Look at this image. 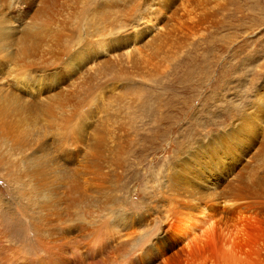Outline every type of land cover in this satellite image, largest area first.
Wrapping results in <instances>:
<instances>
[{
    "label": "rangeland",
    "instance_id": "1",
    "mask_svg": "<svg viewBox=\"0 0 264 264\" xmlns=\"http://www.w3.org/2000/svg\"><path fill=\"white\" fill-rule=\"evenodd\" d=\"M8 1L0 3V16L15 12L20 22L29 9V17L43 9L50 18L46 31L60 41L40 43L24 61L27 71L11 58L0 62L1 95L22 89L27 93L18 95L19 105L55 107V118H39L31 127L23 155L0 143V264H44L37 235L45 238V227L77 237L80 251L93 252L90 262L110 257L109 264H127L126 256L149 243L153 256L146 259L140 249L135 264H182L167 239L180 243L170 231L178 220L174 213L225 200L233 210L247 206L243 201L258 204L251 217L264 236V0H11L12 8ZM197 17H204L201 23ZM16 51L14 42L3 45L0 57ZM56 92L65 93L64 103ZM36 156L61 165L52 164L37 184L72 191L63 176L74 173L76 190L93 201L89 212L80 205L71 209L75 224L45 225L49 211L38 210L32 195L37 184L24 177ZM124 214L130 223L118 227ZM158 233L166 240L151 244ZM226 249L233 264H264L251 247ZM77 256L71 264H82Z\"/></svg>",
    "mask_w": 264,
    "mask_h": 264
},
{
    "label": "bare ground",
    "instance_id": "2",
    "mask_svg": "<svg viewBox=\"0 0 264 264\" xmlns=\"http://www.w3.org/2000/svg\"><path fill=\"white\" fill-rule=\"evenodd\" d=\"M6 0H0V3L5 2ZM11 1V0H10ZM9 2L8 7H10L11 2ZM19 0H17V4L19 5L20 3H18ZM7 2V3H8ZM20 2V1H19ZM41 2V1H40ZM44 2V1H43ZM85 2V1H84ZM88 2V0H87ZM48 3V2H47ZM44 4V3H43ZM88 4V3H87ZM111 4V3H110ZM6 5V4H5ZM13 5V4H12ZM45 5V4H44ZM49 5V4H48ZM51 5V3H50ZM56 6V5H55ZM0 7H3L2 5ZM17 7V5H16ZM47 7V6H46ZM52 7V5H51ZM86 7V6H85ZM93 7V6H92ZM12 8V6L10 7ZM1 9V8H0ZM5 9V8H4ZM52 9V8H51ZM3 10V9H2ZM7 10V9H6ZM15 10V9H14ZM19 10H21V12H23L25 9H23L22 7L18 9L17 12H20ZM43 9H41L42 11ZM53 10V9H52ZM41 11L35 13L33 16L29 17V13H30V9L26 12L23 13V15L19 18L20 22L17 20H14L13 15L15 14V12L13 13V15L10 12L4 13L2 16H0V48H2V46H7L10 43L14 42L16 47H17V51L13 56H4L0 57V62L2 61H6L9 62L10 58L11 60H13V62H17V63H21L23 66L20 65L21 70L24 72L26 69V67H24V61L30 57L29 54L35 50L38 45L40 43H42L44 40H46L47 38L53 40L54 42L57 44L60 39H59V35H52L50 33H48V31H46V27L50 22V18L41 13ZM44 11V10H43ZM93 11V10H92ZM95 11H97L95 9ZM94 11V12H95ZM1 12V11H0ZM6 12V11H5ZM83 12V11H82ZM198 13V12H197ZM2 14V13H1ZM0 14V15H1ZM57 15V14H56ZM71 15V14H70ZM93 15V14H92ZM202 16V15H201ZM204 16V15H203ZM207 17V16H205ZM17 18V17H15ZM60 18V17H59ZM189 18V17H188ZM198 18H204V17H197ZM202 19H198L200 20V23L202 21ZM62 20V19H61ZM64 20V19H63ZM197 20V21H198ZM206 21V20H205ZM196 23V20L194 21ZM194 22H191L194 23ZM17 25L15 26L14 25ZM194 23V24H195ZM208 23V22H207ZM19 25V26H18ZM61 25V24H60ZM186 25V24H185ZM190 25V24H189ZM196 25V24H195ZM199 25V24H198ZM197 25V26H198ZM65 26V25H64ZM184 26V25H183ZM182 26V27H183ZM194 26V25H193ZM55 27V26H54ZM189 27V26H187ZM181 28V27H180ZM199 28V27H197ZM196 28V29H197ZM54 29V28H53ZM57 29V27H56ZM63 29V28H62ZM59 30V29H58ZM186 30V28H185ZM53 31V30H52ZM182 31V30H181ZM184 31V30H183ZM190 32V31H189ZM180 33V32H179ZM94 38V37H93ZM102 40V39H101ZM99 41V40H98ZM87 42V41H86ZM93 42V41H92ZM97 42V41H96ZM95 42V43H96ZM94 43V42H93ZM90 45V44H89ZM97 45V44H96ZM92 46V45H91ZM94 46V45H93ZM127 46V45H126ZM126 46H123L124 48ZM41 47V46H39ZM68 48V47H67ZM49 49V48H48ZM117 48L114 47L111 50H116ZM120 50V49H119ZM111 52V51H110ZM109 52H106L105 55H108ZM72 54V53H70ZM11 55V54H10ZM2 56V54H1ZM71 56V55H70ZM99 56H103V55H97L95 57V60L97 61V58ZM69 58V57H68ZM30 59V58H29ZM28 62V61H27ZM31 62V60H30ZM88 63L92 64L94 63V60H90L88 61ZM15 64V63H14ZM30 64V63H29ZM89 64V65H90ZM26 65V64H25ZM82 65V64H81ZM81 65H79L77 68H81ZM28 66V65H27ZM30 66V65H29ZM17 68V67H16ZM32 68V67H31ZM25 69V70H24ZM87 69V68H85ZM98 69V67L96 68H90L88 69V71H94ZM31 70V69H29ZM102 70V69H101ZM27 71V70H26ZM105 71V70H104ZM19 73V72H17ZM16 73V74H17ZM26 73V72H25ZM29 73V71H28ZM28 73H26L25 75L27 76ZM15 74V75H16ZM76 74V73H75ZM103 74V73H102ZM18 75V74H17ZM21 76V73L19 74ZM18 75V77H19ZM100 75V74H99ZM98 75V76H99ZM24 77V76H23ZM101 77V76H100ZM19 79V78H18ZM21 79V77H20ZM26 79V78H25ZM42 79V78H41ZM91 79V78H90ZM23 80V79H22ZM89 80V79H88ZM1 81V80H0ZM3 81V80H2ZM96 81V80H95ZM101 81V80H100ZM108 81V80H107ZM106 81V82H107ZM15 82V81H14ZM98 82V81H97ZM16 83V82H15ZM14 83V86H15ZM109 83V81L107 82V84ZM11 84V83H10ZM96 84V83H95ZM105 84V83H104ZM13 85V83H12ZM18 85V84H17ZM21 85V84H20ZM1 86V85H0ZM10 86V85H9ZM69 86V85H68ZM84 86V85H83ZM94 86V85H93ZM104 86V85H102ZM8 87V86H7ZM11 87V86H10ZM13 87V86H12ZM16 87V86H15ZM2 88V86H1ZM0 91L3 92V88ZM13 89V88H11ZM91 89V88H90ZM100 89V88H99ZM14 90V89H13ZM87 90V89H86ZM89 90V87H88ZM87 90V91H88ZM98 90V89H95ZM40 91V90H39ZM93 91V90H91ZM6 95H1L0 94V143H2L3 145H7L8 148L13 151L15 154H19V156L24 154V150L27 147L28 143V139L26 135L29 134V136L32 134V130L33 128H31L35 122H37L40 118L45 119V118H51L54 115V111L53 109L55 107H53L52 104L50 103H41L38 104L37 106L35 105L34 107L37 108V110H33L34 108L31 109V107H29L28 105H19L18 104V95H22L23 93H27L26 91L23 92L22 89H17V92H12L7 90V88L5 89ZM54 92V91H53ZM83 92H85L83 90ZM94 92V91H93ZM30 93V92H29ZM42 93H44V91H40V92H36V94H40L42 95ZM56 98L55 99H59V102L61 104L62 102V96H65L63 94V92H56ZM81 94V93H80ZM79 94V95H80ZM87 94V92H86ZM85 94V95H86ZM31 97H33L34 99L36 98V96L32 95L31 93L29 94ZM39 95V96H40ZM25 96V95H24ZM74 98V97H73ZM23 99V98H22ZM77 99V98H75ZM74 100V99H73ZM21 101V100H20ZM47 101V100H46ZM54 101V99L52 100ZM71 102V99H70ZM76 102V101H75ZM30 103V102H29ZM64 103V102H62ZM72 103V102H71ZM82 103V102H80ZM18 104V105H17ZM22 104V103H21ZM36 104V103H34ZM57 104V103H56ZM59 104V105H60ZM262 104V103H261ZM30 105V104H29ZM31 106V105H30ZM82 106V105H80ZM67 107V106H66ZM82 109V107H81ZM59 113V112H57ZM87 114V113H86ZM63 115V114H62ZM74 115V114H73ZM21 116H29V117H25L22 118ZM56 116V115H55ZM58 117L60 116L59 114L57 115ZM56 116V117H57ZM65 116V115H64ZM75 116V115H74ZM73 116V117H74ZM66 117V116H65ZM80 117V116H79ZM84 117V116H83ZM55 118V117H53ZM61 119V117H59ZM69 118V117H68ZM82 118V117H81ZM78 119V117H77ZM48 120V119H47ZM69 120V119H68ZM46 121V120H45ZM56 121V119H55ZM81 121V120H80ZM54 122V121H53ZM57 122V121H56ZM55 122V123H56ZM76 122V121H74ZM70 123V122H69ZM72 123V122H71ZM37 124V123H36ZM35 124V125H36ZM45 124V122H44ZM63 124V123H62ZM54 125V123H53ZM56 125V124H55ZM62 126V125H61ZM69 126V125H68ZM54 127V126H53ZM35 128V127H34ZM43 128V127H42ZM47 128V126H46ZM44 129V128H43ZM41 129V130H43ZM61 129V128H60ZM65 129H67L65 127ZM46 130V129H45ZM55 130V129H54ZM49 131V130H48ZM64 131V130H63ZM43 132V131H40ZM56 135H57V131ZM59 132V131H58ZM61 132V131H60ZM34 133V132H33ZM46 133V132H45ZM44 133V134H45ZM40 134V133H39ZM42 134V135H44ZM25 136V137H24ZM67 136V135H66ZM31 137V136H30ZM64 137V136H63ZM68 137V136H67ZM39 138V136H38ZM36 139V137H35ZM58 139V137H57ZM69 139V137H68ZM71 139V138H70ZM75 139V138H73ZM39 140V139H38ZM58 140H60L59 144H61V139L59 138ZM63 140V139H62ZM40 141V140H39ZM64 141V140H63ZM66 142V141H65ZM69 142V141H68ZM38 143V141H37ZM74 143V142H73ZM58 144V145H59ZM71 144V142H70ZM75 144V143H74ZM62 145V144H61ZM60 145V146H61ZM69 145V144H67ZM71 146V145H70ZM73 146V145H72ZM76 146V145H74ZM3 147V146H2ZM36 147L37 144H36ZM62 147V146H61ZM60 147V149H61ZM63 148L64 145H63ZM76 148V147H75ZM41 149H43L41 147ZM45 149V148H44ZM72 149V148H70ZM74 149V148H73ZM65 150V149H62ZM67 150V148H66ZM69 150V149H68ZM78 150V149H77ZM70 151V150H69ZM72 151V150H71ZM75 151V150H74ZM60 152V151H59ZM58 152V154H59ZM64 153V152H63ZM21 154V155H20ZM27 155V154H26ZM61 155V153H60ZM18 156V155H17ZM31 156V155H30ZM47 154H46V158H47ZM37 157V156H36ZM42 158V157H41ZM39 159V157H37V159L32 158V166L27 168V170H25V176L24 177H29L30 180L32 181L33 184H37L40 179L42 177H44L46 175V171L47 168H49L52 164H53V168L56 169V165L58 166V168H60L61 165H59V163L57 162H50L48 163L46 160L49 161L50 157L48 159L42 160ZM56 158V157H55ZM19 159V158H18ZM23 158L21 157V160ZM29 159V158H28ZM25 160V159H23ZM61 160V159H60ZM31 161V160H30ZM22 162V161H21ZM25 163V162H24ZM63 164V163H61ZM30 166V165H28ZM25 167V166H24ZM66 167V165H65ZM56 171V170H55ZM61 171V169H60ZM78 171V170H77ZM76 171V172H77ZM64 179L66 180V185L68 187H70V189H73L72 191H66V192H54V191H50V190H45L43 185L44 184H37L36 187L33 188L34 191H32V195H34V198H36L37 200V208L38 210H47L49 211L48 216L50 218H46L43 219L45 225H48L49 227L52 226V222L53 221H57V223H70L73 221H70L71 219L77 218V215H75L76 217L72 218L71 216V209H73L74 207L80 205L81 208L85 209V211L87 210L89 212V208L93 201H84L83 199V192H79L76 190L75 188V174L70 173V175L67 174V176H63ZM59 179V178H58ZM67 182H70L72 185L70 186V183L68 185ZM93 193V192H92ZM97 194H99V196L101 195L100 193L96 192ZM96 193H94L96 195ZM93 194V195H94ZM85 196V195H84ZM87 196V195H86ZM98 195H96L97 197ZM101 197V196H100ZM191 197V195H190ZM196 197V196H195ZM194 197V199H195ZM198 197V196H197ZM196 197V198H197ZM88 198V196H87ZM192 198V197H191ZM33 199V197H32ZM100 199V198H99ZM242 198H239V200ZM29 200V199H28ZM35 200V201H36ZM196 200V199H195ZM34 201V200H33ZM67 202L66 205H64V202ZM190 200H188L189 202ZM201 201V200H200ZM243 201V200H240ZM1 202V200H0ZM31 202V201H30ZM193 202V201H192ZM244 204H246L247 206H243L242 210L240 209H231L232 208V204L229 203V201H222L217 202V203H211L210 205L207 204H202L200 206H192L190 207L189 205H187L186 207L183 206L185 204H181L182 207H185L187 210H179L177 212H175L174 214L175 219H178L174 224L173 227L170 231L172 232V235L175 236L176 238L178 237V240L180 241L179 245L177 244V240L173 241L171 239H173L174 237H170L167 238L169 240V242L171 243V246H173L172 248L176 249V253L175 256L177 255L181 260H182V264H233V259L232 257L234 255L228 253V249L226 248H230L233 247L235 245H241L242 246H246V247H251V251L253 256H255L256 258L260 259L261 262L264 261V236L261 235H257V233L255 232V229H258V226L256 225V220L255 218H252L251 215H254L255 211L257 209L260 208V206L258 204H249L246 203L245 201H243ZM183 203V202H182ZM186 203V202H185ZM191 203V202H189ZM34 203H32L33 205ZM219 204H221L222 206H219ZM243 204V205H244ZM32 205L30 204V206L32 207ZM180 205V204H179ZM105 208V209H103ZM107 208H109V205L106 204H102L101 209L106 210ZM111 208V207H110ZM82 209V210H83ZM119 209V208H118ZM125 209V208H124ZM184 209V208H183ZM116 210V209H115ZM127 210V209H126ZM35 211V209H34ZM33 211V212H34ZM120 211V210H117ZM19 212V211H18ZM92 212V211H90ZM115 211H113L114 213ZM122 212V211H121ZM120 212V213H121ZM124 212L126 213V211L124 210ZM17 213V212H16ZM48 213V212H47ZM87 213V212H86ZM118 213V212H117ZM129 213V212H128ZM251 213V214H250ZM25 214V213H24ZM26 214H28L26 212ZM25 214V215H26ZM30 214V213H29ZM36 214V212H35ZM42 214H45L42 212ZM73 214V213H72ZM79 214V213H78ZM91 215L93 213H90ZM116 214V213H115ZM246 214H250V215H246ZM18 215V213H17ZM87 215V214H86ZM107 215V214H104ZM111 215V214H110ZM117 215H122L121 214H117ZM5 216V215H4ZM12 216V215H11ZM14 216V215H13ZM20 216V215H19ZM27 216V215H26ZM31 216V215H30ZM34 216V215H33ZM38 216V213L36 214V217ZM79 216V215H78ZM108 216V215H107ZM113 216V214H112ZM28 217V216H27ZM90 217V215H89ZM111 217V216H110ZM128 216L126 214H124V216H121L119 218H121L118 222V227H126L129 225V221L126 222V224L124 223L126 221V218ZM131 217V215H130ZM15 218V217H14ZM39 218V217H38ZM108 218V217H107ZM114 218V217H112ZM117 218V217H116ZM32 219V218H31ZM40 219V218H39ZM103 220H105L103 218ZM102 220V221H103ZM111 220V218H110ZM118 220V218H117ZM253 220V221H252ZM38 221V220H37ZM41 221V219H40ZM68 221V222H67ZM70 221V222H69ZM101 221V222H102ZM112 222V221H111ZM111 222H108L109 225ZM74 223V222H73ZM76 223V222H75ZM74 223V224H75ZM88 223V222H87ZM12 224V223H11ZM35 224V223H33ZM101 224V223H100ZM99 224V225H100ZM128 224V225H127ZM55 225V224H54ZM58 225V224H57ZM90 225V224H89ZM107 225V224H106ZM108 225V226H109ZM126 225V226H125ZM32 226V225H31ZM37 226V225H36ZM35 226V227H36ZM41 226V225H40ZM56 226V225H55ZM71 226V225H69ZM107 226V227H108ZM34 225L32 226L33 229ZM34 227V228H35ZM101 227V225H100ZM40 228H44L40 227ZM66 228V227H65ZM82 228V227H81ZM87 228V227H86ZM112 228V227H111ZM121 228V229H122ZM130 228V227H129ZM60 229V228H59ZM69 230V228H67ZM85 229V228H84ZM88 229V228H87ZM86 229V231H88ZM98 229V228H97ZM120 229V230H121ZM38 230V228H37ZM55 230V227H54ZM63 230V228H62ZM65 230V229H64ZM73 230V229H71ZM81 230V229H80ZM93 230V229H92ZM105 230V229H104ZM102 230V231H104ZM119 230V231H120ZM161 230V229H160ZM36 231V230H35ZM34 231V232H35ZM44 235H46V237L44 238L43 235L40 234H36L38 236V249L39 252L41 253V256L38 258L39 261H41L44 264H71L70 261L74 260L75 258L77 259L79 256V259L81 258L82 260V264H109V259L110 257H108L106 260H101L99 262H90L87 261L89 259H92V255L93 252H91L90 250H85L84 253L83 251H80L78 248L79 245V241H77V237L76 239L72 238L69 236V233H65V234H60L59 236H56V232L55 234L52 233L50 231V228L45 227L44 230H42ZM61 231V229L59 230ZM57 231V232H59ZM67 231V230H66ZM76 231V230H75ZM91 230H89L88 232H90ZM108 231V229H107ZM33 232V231H32ZM80 232V231H79ZM93 232V231H92ZM90 232V233H92ZM106 232V230H105ZM114 232V231H113ZM118 232V231H117ZM255 232V233H254ZM61 233V232H59ZM76 233V232H75ZM109 232H106V234ZM115 233V232H114ZM119 233V232H118ZM121 233V232H120ZM119 233V234H120ZM156 233V232H155ZM105 233L101 232V235H104ZM105 234V235H106ZM110 234V233H109ZM160 234V233H158ZM42 235V236H41ZM72 235V234H71ZM77 235V234H76ZM90 235V234H89ZM93 235V234H91ZM100 235V234H99ZM104 235V236H105ZM108 235V234H107ZM118 235V234H117ZM96 236V235H95ZM34 237V235H33ZM80 237V236H79ZM78 237V238H79ZM116 237V236H114ZM122 237V236H121ZM83 238V237H82ZM92 238V237H91ZM99 239V237H97ZM104 238V237H103ZM102 238V239H103ZM35 239V238H34ZM81 239V238H80ZM79 239V240H80ZM96 239V240H98ZM101 239V240H102ZM112 239V238H111ZM115 239V238H114ZM32 240V238H31ZM84 240V239H83ZM86 240V239H85ZM95 240V242H96ZM101 240H99L101 242ZM142 240V239H141ZM147 240V239H146ZM149 240V239H148ZM163 240H166L165 235L162 236L161 234L158 236V238L152 242H150L151 244H162ZM82 241V240H81ZM103 241H105L103 239ZM108 241V240H107ZM110 241V240H109ZM99 242V244H100ZM148 242V241H145ZM35 243H37L35 241ZM82 243V242H81ZM104 243V242H103ZM141 243V241H140ZM139 243V244H140ZM143 243H144V239H143ZM142 243V244H143ZM85 244V243H84ZM88 244V243H87ZM106 244V241L105 243ZM108 244V243H107ZM110 244V243H109ZM95 245V244H94ZM138 245V244H137ZM141 245V244H140ZM182 245V246H181ZM35 246V245H34ZM100 246V245H99ZM104 246V245H103ZM107 246V245H106ZM109 246V245H108ZM107 246V247H108ZM139 246V245H138ZM142 247H138V249L130 254V257H125L126 261H128L127 264H135L138 260V258H134V255L139 254V250H143L144 253L142 254L146 259L152 257V249L150 250V248L152 246L149 247V243H147L145 245V243L143 245H141ZM88 247V246H87ZM86 247V248H87ZM92 247V245H91ZM96 247V245H95ZM98 247V246H97ZM102 247V246H101ZM112 247V246H111ZM103 248V247H102ZM102 248L100 249V251L102 250ZM105 248V247H104ZM89 249V248H88ZM99 249V247H98ZM107 249V248H106ZM84 250V249H83ZM94 250V249H93ZM92 250V251H93ZM105 250V249H104ZM129 251V250H128ZM234 251V250H233ZM119 252V251H118ZM112 254V253H111ZM126 254V252H125ZM124 254V255H125ZM76 255V256H75ZM96 255V254H95ZM120 255V254H119ZM129 255V253L127 254ZM174 255V254H173ZM105 256V255H104ZM109 256V255H108ZM142 256V257H143ZM121 257V256H120ZM123 258V261L124 260ZM137 257V256H136ZM141 259L143 262L145 261L144 258ZM174 257V256H172ZM112 258V257H111ZM178 258V259H179ZM245 258V257H244ZM249 257H247L248 259ZM43 259V260H42ZM117 259V258H116ZM133 259V260H132ZM176 259V257L174 258ZM80 260V261H81ZM83 260H86L83 262ZM130 260V262H129ZM153 259H151L150 261H152ZM113 261V260H112ZM115 262V261H114ZM139 262V261H138ZM149 262V261H148ZM76 263V262H75ZM74 263V264H75ZM81 263V262H80ZM111 263V262H110ZM113 263V262H112ZM125 263V262H123ZM117 264V263H116ZM243 264V263H242Z\"/></svg>",
    "mask_w": 264,
    "mask_h": 264
}]
</instances>
